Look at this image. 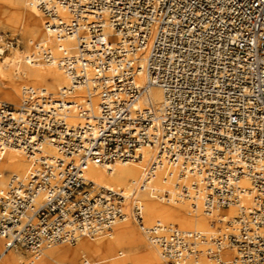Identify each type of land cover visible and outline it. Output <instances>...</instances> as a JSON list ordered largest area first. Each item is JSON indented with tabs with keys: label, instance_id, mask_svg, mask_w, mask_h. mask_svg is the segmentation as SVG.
<instances>
[{
	"label": "built area",
	"instance_id": "1",
	"mask_svg": "<svg viewBox=\"0 0 264 264\" xmlns=\"http://www.w3.org/2000/svg\"><path fill=\"white\" fill-rule=\"evenodd\" d=\"M35 4L51 36L74 40L59 59L38 45L40 61L57 63L70 87L60 98L25 88L17 107L0 101V155L14 148L34 163L0 195V260L17 248L74 246L129 221L168 264H226V250L236 252L233 264H264V0ZM149 86L162 91L159 108L139 105ZM77 89L82 102L71 98ZM144 148L156 151L151 172L168 164L201 181L207 213L236 206L239 215L211 238L149 229L137 200L84 176L89 165L139 162Z\"/></svg>",
	"mask_w": 264,
	"mask_h": 264
},
{
	"label": "bare ground",
	"instance_id": "2",
	"mask_svg": "<svg viewBox=\"0 0 264 264\" xmlns=\"http://www.w3.org/2000/svg\"><path fill=\"white\" fill-rule=\"evenodd\" d=\"M2 13H10L11 18L5 20L0 17V24L20 30L26 46L24 50H18L19 42L14 37L15 45L8 47L3 43V36L0 34V60H3L0 63V89H5L0 101L17 107L25 88L43 89L54 98H60L61 92L70 87V80L57 63L40 61L38 45L46 46L53 57L59 59L64 50H69L74 45L73 38L60 40L51 36L46 31V18L36 7L35 0H0V15ZM11 50L14 53L9 58L7 55ZM71 95L76 102H82L87 97L83 89H77ZM86 101H90L95 107L98 104L97 96H91ZM162 102V91L155 86H149L139 105L143 107L145 103H150L159 108ZM69 112V122L76 123V115L72 110ZM45 150L49 155L54 154L52 147L46 146ZM141 153L143 159L139 162L89 165L84 176L98 189L119 191L127 198L137 200L143 211L144 225L149 229L158 226L166 229L177 227L182 231L198 232L211 238L225 228V222L239 215L236 206L217 208L211 214L207 213V191L198 178L185 175L168 164L151 172L150 166L156 151L153 148H144ZM23 155L14 148L7 149L0 155V192L6 186L5 193L8 186L10 177H6V172L25 178L33 170V161ZM243 184L248 185L246 181ZM243 205L249 208L250 199L244 200ZM126 208H129L128 204ZM216 226L218 228L214 230ZM147 235L144 231H138L129 221L118 222L110 232L93 239H81L74 248L68 245L54 249L50 247L29 258L13 252L14 249L9 250L0 260V264H168ZM4 243L0 238V250ZM118 249H124L125 255L122 256L120 251L116 255ZM235 257L234 250L223 252L226 264H233ZM179 264L211 262L201 258L197 262L191 260Z\"/></svg>",
	"mask_w": 264,
	"mask_h": 264
},
{
	"label": "rangeland",
	"instance_id": "3",
	"mask_svg": "<svg viewBox=\"0 0 264 264\" xmlns=\"http://www.w3.org/2000/svg\"><path fill=\"white\" fill-rule=\"evenodd\" d=\"M37 13V12H36ZM10 16V17H9ZM0 17L1 18H3V19H5V20H7V19H10L11 18V14L10 13H2L1 15H0ZM21 31L20 30H18V29H12V28H10V27H8V26H5V25H2V24H0V34L3 36V40L5 41V40H13V38L15 37L16 38V40L19 42V47H18V50H19V48H20V51H22V50H24L25 49V40L23 39V37H22V35H21V33H20ZM15 42V41H14ZM1 45H2V43H1ZM15 45V44H14ZM14 53V50H11L9 53H8V57L9 58H11V56H12V54ZM0 63H3V60H0ZM27 85V84H26ZM29 86V85H28ZM57 93V91L56 92H53V94H56ZM5 94V89L2 87L1 89H0V96H3ZM0 100H2V99H0ZM10 104V103H9ZM11 105H13V104H11ZM23 157L24 158H26L24 155H23ZM9 175V177H10V175L11 174H9V172H6V177ZM8 177V178H9ZM5 188H6V186H5ZM5 188L3 189V190H1V192H0V195L1 194H3L4 193V191H5ZM218 215H220V213H217ZM168 224V223H167ZM170 224V223H169ZM171 224H174V225H177L176 223H171ZM135 226V228L138 230V231H140V232H143L137 225H134ZM146 226H149V225H147L146 224ZM177 226H179V225H177ZM180 227V226H179ZM218 228V226H216L215 227V229L214 230H216ZM65 245H61V246H55V247H53L52 249H54V248H61V247H64ZM69 247H71V248H74V247H76V245H74V246H71V245H68ZM118 251H120V252H122V256L123 255H125V253H126V251L124 250V249H118L117 250V252H115V254L117 255L118 254ZM13 252H15V253H17V254H22L24 257H33L35 254H33L32 252H30V251H28V250H26V249H22V248H17V249H14L13 250ZM87 260H89V261H91V259L90 258H86ZM79 264H81V263H79ZM163 264H167V263H165V262H163Z\"/></svg>",
	"mask_w": 264,
	"mask_h": 264
}]
</instances>
